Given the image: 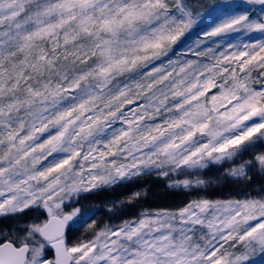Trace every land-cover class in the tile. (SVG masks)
Instances as JSON below:
<instances>
[{
  "label": "snow or ice",
  "instance_id": "6c2138e0",
  "mask_svg": "<svg viewBox=\"0 0 264 264\" xmlns=\"http://www.w3.org/2000/svg\"><path fill=\"white\" fill-rule=\"evenodd\" d=\"M231 7L214 6L219 22L206 38L264 34V15ZM201 8L193 0H0V216L46 212L24 234L0 233V264H252L264 256V194L201 198L99 228L77 206L81 193L151 170L206 168L264 142V39L193 53L210 63L163 62ZM137 100L144 103L126 113ZM117 121L126 127L112 128ZM255 161L264 169V153ZM250 165L229 172L246 176ZM179 185L192 181L171 186ZM77 224L91 236L70 243L66 230Z\"/></svg>",
  "mask_w": 264,
  "mask_h": 264
},
{
  "label": "rangeland",
  "instance_id": "374dc122",
  "mask_svg": "<svg viewBox=\"0 0 264 264\" xmlns=\"http://www.w3.org/2000/svg\"><path fill=\"white\" fill-rule=\"evenodd\" d=\"M193 2L206 6V8L200 9L203 18L189 33L185 34V37L181 38L177 45L173 46V51L169 53V56L163 58L165 64L168 59H179L181 62L200 60L202 63H210L206 57H197L193 53L203 51L208 47L215 48L219 52L228 48L229 44L243 45L264 39V34L255 31L251 33H231L223 37L206 38L204 36V32L210 30L215 23L219 22L217 17L220 10L215 9V5L232 6L228 10H248L252 13L253 19H259L264 15V5L250 3L249 0H193ZM189 36L191 39L188 38ZM198 42H200L199 47H197ZM155 63L159 65L161 61ZM253 75L258 79L260 78L257 73H253ZM118 79L124 80L123 77ZM255 87L259 89L260 85L257 84ZM216 91L217 89H212L209 95ZM142 103H144L143 100H137L135 104L127 105L124 111L131 115V109L137 108ZM120 127H126V125L120 121L112 125V128ZM111 130V128L108 129L109 132ZM46 136L47 134L42 138H46ZM261 153H264V142L258 141L234 160L219 163L209 162L206 168L177 172L169 171L168 176L159 175V170H151L148 174L141 173L115 185L81 193L77 206L89 210V214L96 221L99 228L105 224L119 226L124 221L136 220L146 211L156 212L164 209L175 211L191 201L201 198L211 200L258 198L261 194H264V169L255 161V157ZM49 159L52 158L49 157ZM244 162H251V165L244 169L246 176H234L229 172V169L239 168ZM184 179L191 180L192 185L187 188L183 185L171 186L174 181ZM197 180H203L205 183L197 184ZM133 192H140L141 196L129 203L128 196ZM44 212L45 210L42 207L33 206L22 213L0 216V233L15 231L24 234L28 225L46 218V212L45 214ZM90 236L91 230L82 224L73 225L66 230V238L70 243ZM46 256L48 258L53 256L49 248L46 249ZM252 264H264V256L256 255L253 257Z\"/></svg>",
  "mask_w": 264,
  "mask_h": 264
},
{
  "label": "water",
  "instance_id": "95a60500",
  "mask_svg": "<svg viewBox=\"0 0 264 264\" xmlns=\"http://www.w3.org/2000/svg\"><path fill=\"white\" fill-rule=\"evenodd\" d=\"M49 249L51 250V252H52V255H54V250H53V249H51L50 247H49Z\"/></svg>",
  "mask_w": 264,
  "mask_h": 264
},
{
  "label": "trees",
  "instance_id": "16d2710c",
  "mask_svg": "<svg viewBox=\"0 0 264 264\" xmlns=\"http://www.w3.org/2000/svg\"><path fill=\"white\" fill-rule=\"evenodd\" d=\"M188 38L191 39L190 36H189ZM44 214H45V212H44ZM45 215H46V214H45Z\"/></svg>",
  "mask_w": 264,
  "mask_h": 264
}]
</instances>
